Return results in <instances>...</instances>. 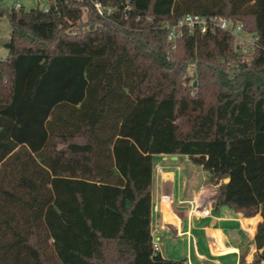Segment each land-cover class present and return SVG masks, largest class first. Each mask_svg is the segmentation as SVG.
<instances>
[{"label": "trees", "instance_id": "1", "mask_svg": "<svg viewBox=\"0 0 264 264\" xmlns=\"http://www.w3.org/2000/svg\"><path fill=\"white\" fill-rule=\"evenodd\" d=\"M188 15L241 24L255 47L217 26L170 41ZM0 18V264H188L154 249L161 155L221 180L216 208L262 214L264 264V0H54Z\"/></svg>", "mask_w": 264, "mask_h": 264}, {"label": "crops", "instance_id": "2", "mask_svg": "<svg viewBox=\"0 0 264 264\" xmlns=\"http://www.w3.org/2000/svg\"><path fill=\"white\" fill-rule=\"evenodd\" d=\"M178 157L161 155L155 160L158 171L153 175L151 225L159 253L166 260H187L188 264H241L242 259L252 263L261 252L255 238L262 214L247 217L227 207L216 208L218 191L208 189L206 177L178 174ZM169 158L173 167L156 163ZM202 210L209 211V216L202 215Z\"/></svg>", "mask_w": 264, "mask_h": 264}, {"label": "built area", "instance_id": "3", "mask_svg": "<svg viewBox=\"0 0 264 264\" xmlns=\"http://www.w3.org/2000/svg\"><path fill=\"white\" fill-rule=\"evenodd\" d=\"M40 4V9L43 11H47L50 8L51 3L54 0H38ZM95 8L97 11L103 15L104 8L100 2L95 3ZM12 9L15 10H24L22 4L18 1ZM209 26H217L221 30L230 31L238 40L239 44L242 47V50L247 53L250 50H253L256 44V39L244 32L243 25L241 24H233L231 21L227 19H222L216 23V20L207 19L200 16L188 15L183 19L174 22L172 25H168L169 30V40L173 41L177 37L182 35V30L187 29L191 34L195 33H206ZM191 207H193L191 203ZM157 209V207H156ZM204 216H209V211L202 210L200 212ZM155 251H159V245L154 244Z\"/></svg>", "mask_w": 264, "mask_h": 264}, {"label": "rangeland", "instance_id": "4", "mask_svg": "<svg viewBox=\"0 0 264 264\" xmlns=\"http://www.w3.org/2000/svg\"><path fill=\"white\" fill-rule=\"evenodd\" d=\"M20 2L24 7V10L30 12L32 10H36L40 7L38 0H0V9H8L11 10L17 2ZM10 34L11 28L8 20L6 18H0V62L5 61L9 56V51L6 48V44L10 42ZM196 66L191 65L187 70V85L192 86L194 82H196ZM156 163H168L171 167L173 162L169 158L166 162L161 159L156 161ZM181 166L180 172L178 174L182 176L189 177L190 175H198V178L203 180L204 177L208 179V189L212 191H218L219 186L223 183L221 180L217 182V184H212L210 182V174L204 171L201 167L193 165L186 156H179L178 161L176 162ZM175 167V166H174ZM158 171V167H155V171ZM190 205V203H189ZM175 259V256H171Z\"/></svg>", "mask_w": 264, "mask_h": 264}, {"label": "bare ground", "instance_id": "5", "mask_svg": "<svg viewBox=\"0 0 264 264\" xmlns=\"http://www.w3.org/2000/svg\"><path fill=\"white\" fill-rule=\"evenodd\" d=\"M169 199H170V193H167L166 195L167 205H169Z\"/></svg>", "mask_w": 264, "mask_h": 264}, {"label": "water", "instance_id": "6", "mask_svg": "<svg viewBox=\"0 0 264 264\" xmlns=\"http://www.w3.org/2000/svg\"><path fill=\"white\" fill-rule=\"evenodd\" d=\"M196 86H197V82H194V87H196ZM227 182H229V179L225 180V183H227Z\"/></svg>", "mask_w": 264, "mask_h": 264}]
</instances>
